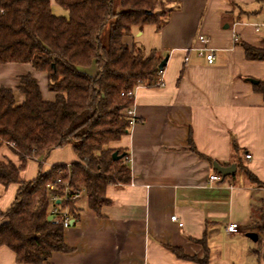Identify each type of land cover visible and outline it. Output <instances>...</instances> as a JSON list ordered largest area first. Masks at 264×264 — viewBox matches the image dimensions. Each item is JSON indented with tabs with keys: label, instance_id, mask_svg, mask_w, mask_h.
Instances as JSON below:
<instances>
[{
	"label": "crops",
	"instance_id": "0c3cea01",
	"mask_svg": "<svg viewBox=\"0 0 264 264\" xmlns=\"http://www.w3.org/2000/svg\"><path fill=\"white\" fill-rule=\"evenodd\" d=\"M165 1L173 8L167 24L160 31L147 26L157 35L152 49L167 58L162 85L136 88L137 123L111 144L128 152L131 182L107 187L111 203L101 215L83 194L76 202L80 221L65 229L69 251L54 252L41 264H196L172 248L203 259L201 240L209 264H264V187L249 184L242 173L222 179L214 168L215 163L237 167L239 160L264 184V94L259 90L264 60L248 59L245 52V46L264 49V0ZM199 35L207 38L206 45ZM204 47L213 52V64L195 50ZM86 68L82 71L88 73ZM25 76L37 80L45 101L55 100L46 72L26 63L0 64V88L11 89L18 103L25 100L18 90ZM6 158L19 162L3 146L0 160ZM77 160L69 145L54 150L41 169L46 173ZM39 163L29 161L21 179H34ZM217 174L220 180L211 183ZM17 191L18 185L0 184V211L10 208ZM230 224L239 231L228 233ZM0 264L19 263L3 246Z\"/></svg>",
	"mask_w": 264,
	"mask_h": 264
},
{
	"label": "trees",
	"instance_id": "16d2710c",
	"mask_svg": "<svg viewBox=\"0 0 264 264\" xmlns=\"http://www.w3.org/2000/svg\"><path fill=\"white\" fill-rule=\"evenodd\" d=\"M56 2L68 17L56 15L50 0H0V64L26 63L46 72L48 89L55 94L54 101H45L31 76L21 78L22 103L11 89L0 88V148L7 146L19 160H0V184L18 185L10 208L0 211V247L11 249L19 264H41L54 252L69 251L63 224L48 220L54 206L67 209L75 225L81 209L71 199L74 193L83 192L89 208L101 215L111 203L107 187L131 182L128 152L111 144L131 128L127 112L134 106L136 88L161 86L164 69L159 68L163 58L157 49L126 40L135 29L153 26L160 31L173 9L165 0H119L120 10L114 0ZM245 52L248 59L264 60V49L245 46ZM93 63L95 75L82 71ZM259 90L264 94V84ZM69 145L78 160L44 173L41 162ZM233 147L236 153L235 142ZM115 152L122 157L115 160ZM31 160L40 162L39 172L23 181L21 174ZM236 164L233 177L242 173L249 184L264 187L245 164ZM54 195L58 201L53 203ZM200 243L203 259L172 251L196 264H209L206 242Z\"/></svg>",
	"mask_w": 264,
	"mask_h": 264
},
{
	"label": "built area",
	"instance_id": "2783aa9c",
	"mask_svg": "<svg viewBox=\"0 0 264 264\" xmlns=\"http://www.w3.org/2000/svg\"><path fill=\"white\" fill-rule=\"evenodd\" d=\"M197 39L203 45H206L207 42H208L207 38L205 36H203V35H199ZM195 50L198 52V54L200 56H204L209 64H213L214 63V59L215 58H214V54H213L212 51H210V50L208 51V49L206 47H204V48H195ZM127 115H128V117L130 119L131 126L137 123V119L134 117L132 109L127 112ZM246 158L250 159L251 155H246ZM219 180H220V176L218 174L217 175H213V176L210 177V182L211 183L217 182ZM54 189H55V185H51L50 186V190H54ZM83 194L84 193L80 192V191L76 192V193H74L71 196V199L72 200H78L80 197L83 196ZM51 201L53 203L58 201V197L56 195L52 196L51 197ZM51 215H54L55 216L54 220H56L57 223L58 222L62 223L65 229L69 228L70 226H72V221L73 220H72L71 216L69 215L67 209H61L59 206H54L52 208ZM172 220L177 222L178 221L177 220V216H173ZM179 225L182 226L183 224L179 223ZM227 231H228V233H231V234L237 233L239 231V226L237 224H230V225L227 226Z\"/></svg>",
	"mask_w": 264,
	"mask_h": 264
},
{
	"label": "rangeland",
	"instance_id": "374dc122",
	"mask_svg": "<svg viewBox=\"0 0 264 264\" xmlns=\"http://www.w3.org/2000/svg\"><path fill=\"white\" fill-rule=\"evenodd\" d=\"M53 1V12L56 15L59 16H64V17H68V11L64 10L62 7H60L59 5H57L55 3V0ZM115 1V9L116 10H120V5H119V0H114ZM155 31L153 29V27H145V32L143 34L142 31H138V30H134L133 36L131 37V39L134 41V43L138 46V47H142L146 50L152 49L156 47V42H157V35H155ZM88 73L91 75H95L97 73V65L95 63H93L90 67L86 68ZM32 167H29L27 170V176L30 177L32 176L31 174V169ZM35 175V172H34Z\"/></svg>",
	"mask_w": 264,
	"mask_h": 264
},
{
	"label": "water",
	"instance_id": "95a60500",
	"mask_svg": "<svg viewBox=\"0 0 264 264\" xmlns=\"http://www.w3.org/2000/svg\"><path fill=\"white\" fill-rule=\"evenodd\" d=\"M166 63H167V58L163 59V61L161 62L159 68H160L161 70H163L164 67L166 66ZM121 157H122V156H119L117 152H115V153L113 154V158H114L115 160L120 159ZM214 168H215V169L218 171V173L221 175L222 179H225V178L228 177V176H232L233 174H235V172H236V170H237L236 165H231V166L225 167V166H221V165H219L218 163H215V164H214ZM54 218H55L54 215H50V216L48 217V220H49V221H52V220H54ZM72 224H73V221H72ZM247 236H248L250 239L254 240V241L257 240V238H258L257 235H256L255 233H249V234H247Z\"/></svg>",
	"mask_w": 264,
	"mask_h": 264
}]
</instances>
